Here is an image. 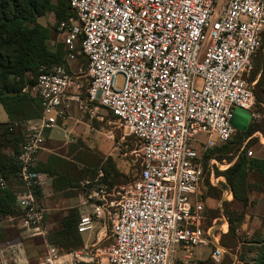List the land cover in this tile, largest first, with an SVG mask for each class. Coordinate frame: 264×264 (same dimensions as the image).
Listing matches in <instances>:
<instances>
[{
    "label": "built area",
    "instance_id": "2783aa9c",
    "mask_svg": "<svg viewBox=\"0 0 264 264\" xmlns=\"http://www.w3.org/2000/svg\"><path fill=\"white\" fill-rule=\"evenodd\" d=\"M69 5L75 16L57 24V33L67 63L82 57L87 68L69 73L56 66L30 88L43 115L26 124L16 156L21 214L6 219L21 221L26 235L46 240L47 211L36 193L51 179L37 169L39 154L45 132L58 127L76 102L92 118L104 120L100 109L116 117L139 144L142 170L135 181L113 190L103 173L80 182L88 195L78 232L90 237L99 223L107 232L111 220L110 245L102 246L110 238L101 236L103 230L96 242L67 254L48 244L39 264H180V250L190 259L197 248H211L212 259L220 262L228 250L221 238L229 222L222 215L205 229L206 199L209 187L226 185L215 168L223 171L232 162L212 158L205 168L203 155L236 134V108L253 112L257 80L250 78L264 45V0H69ZM80 77L87 79L85 99ZM253 137L264 142V134ZM5 188L0 171V189ZM116 196L119 201L111 200ZM222 198L233 200L232 190L226 187Z\"/></svg>",
    "mask_w": 264,
    "mask_h": 264
},
{
    "label": "trees",
    "instance_id": "16d2710c",
    "mask_svg": "<svg viewBox=\"0 0 264 264\" xmlns=\"http://www.w3.org/2000/svg\"><path fill=\"white\" fill-rule=\"evenodd\" d=\"M50 12L55 13L57 24L75 16L69 0H0V106L8 117L7 122H0V171L7 181V188L0 189V223L6 218L21 214L17 206L20 181L17 177L19 164L16 156L25 140V134H21L20 128L43 115L41 100L30 93V88L37 83L43 72L51 71L56 66H65L69 73H72L66 60L68 51L63 39L55 50H52L49 42L53 38V32L39 23V19ZM58 36L60 37V34ZM84 60L87 68V61ZM258 76L256 87L261 90L255 92L256 103L253 112L262 114L264 112V74L260 73V68L255 61L250 82ZM86 89L87 87L85 92ZM110 114L116 120V117ZM64 119L59 118L58 122ZM257 133L264 134V121L252 119L246 132L238 130L228 143L220 148L209 150L204 155L205 168L208 167L207 164L212 158L221 162L223 160L232 162V165L223 171L218 167L215 168L216 176H223L226 185H222L221 188L209 187L208 192L211 195L215 192L214 196L222 197L224 189L228 187L232 190L233 200L227 201L221 198L220 207L208 208L204 224V228L208 229L212 226L214 219L222 215L228 218L229 230L221 238L222 246L228 250H235L238 246L235 226L245 223L251 193L264 192V159L248 156V152L251 151L249 148L256 141L253 136ZM7 148H12V155L3 154ZM68 156L73 160L50 155L48 162L43 166L38 164V170L54 177L56 189H74L79 186L81 180H93L99 173H103L102 181L111 188L136 180L120 171L112 158L105 159L101 168L90 172V168L81 166L84 157L70 154ZM38 192L40 189L37 190V195ZM208 198L211 199L209 194ZM236 203L241 204V209L234 207ZM80 213V210L72 209L62 219L59 229L48 235V244L58 247L62 254L80 250L84 246L83 237L78 232ZM262 227L264 232V221ZM257 247L254 264H264V233L257 240Z\"/></svg>",
    "mask_w": 264,
    "mask_h": 264
},
{
    "label": "rangeland",
    "instance_id": "374dc122",
    "mask_svg": "<svg viewBox=\"0 0 264 264\" xmlns=\"http://www.w3.org/2000/svg\"><path fill=\"white\" fill-rule=\"evenodd\" d=\"M39 23L45 27H48L53 32V38L49 42V46L52 50H55L56 46L60 44L62 41L61 36H58L57 33V19L54 12L48 13L44 18L39 19ZM260 63V61H259ZM257 62L259 68H261L260 64ZM85 60L81 57H78L75 62H71L69 64V68L72 71H79L82 68L85 73ZM255 80H259L256 77ZM123 79L118 78L117 83L118 86H121ZM81 83L82 87L80 90V96L82 99L86 98L85 87L87 85V79L85 77H80L78 81ZM261 89H258L255 85L254 93L259 92ZM72 107L69 111L68 117L65 120L60 122L61 127L59 130L54 132L55 140L59 141L58 149L61 148V152L64 153L65 150L74 154L73 156L84 157L83 164L81 166H85L90 168L93 172L97 170L96 168H101L102 163L107 158H112L115 160L117 167L120 171L126 173L131 177V179L139 178V175L142 170V163L139 157L137 156V151L139 148V144L134 137H128L125 135L124 129L120 127V125L116 122L115 118L110 114L100 109L98 111V116H104V120L100 121L97 117H90L82 108L79 107L78 103H71ZM254 109V108H253ZM259 111L260 108H257ZM253 120L262 122L264 121V112L262 114H256V117H253ZM0 121L5 123L8 121V117L4 109L0 106ZM21 134H25L27 130V126L23 125L20 128ZM110 133L113 134L114 138H111ZM256 140L249 150H251L252 156L260 157L264 159V142H260V139L254 137ZM207 153V152H206ZM204 153V155L206 154ZM4 155H12V148H7L3 152ZM69 155V154H68ZM203 155V162H204ZM208 166V164H207ZM97 178V177H96ZM87 180V179H86ZM83 181V180H81ZM117 187V186H116ZM110 190L115 189L109 186ZM75 191H70L72 194L71 197H75V195L83 194L84 201L86 200V196L88 195V191L81 187V183L78 187H75ZM70 190V189H69ZM117 190H114L116 192ZM208 194L211 196L210 200H207V209L208 208H217L222 205L221 203V195L214 196L215 192L211 195L210 192ZM207 194V195H208ZM111 200L119 201V197L116 196L111 198ZM236 209H241V204L236 203L234 207ZM73 209H78L77 207H73ZM247 217L245 223L243 225H236V241L238 246L235 250H227V253L224 254L223 259L220 262H215L212 257L211 249L204 250V253L200 254V250H193L192 260L190 264H199L203 262V264H254V260L257 254V240L264 233L263 232V221H264V192L255 191L250 195V202L246 209ZM215 220V219H214ZM213 220V221H214ZM212 221V224H213ZM211 224V225H212ZM47 225V224H46ZM112 222L108 220L106 230L104 229V224L99 223L95 225V230L92 236H83L84 245L85 244H93L96 242L97 235L101 232V236L107 233L109 240L102 243V246L110 245L113 242V237L111 233ZM59 226L53 225L50 230L48 229V235L54 232V230L58 229ZM46 235V240L48 238ZM27 241V240H24ZM38 244L42 246L43 251L36 255H40V258L44 255V251L46 249L44 239L36 240ZM206 252V253H205ZM37 258H35L31 264H37Z\"/></svg>",
    "mask_w": 264,
    "mask_h": 264
},
{
    "label": "crops",
    "instance_id": "0c3cea01",
    "mask_svg": "<svg viewBox=\"0 0 264 264\" xmlns=\"http://www.w3.org/2000/svg\"><path fill=\"white\" fill-rule=\"evenodd\" d=\"M263 44H264V34H263ZM255 61L258 63L260 61L259 63L261 66L260 73L264 74V45L263 48L254 57V65H255ZM71 103H75V102H71ZM60 127H61L60 122H58V127L45 132V145L43 150L39 154V163L42 164V166L43 164L48 162L50 155H55V156L57 155L60 156L61 158H66L69 160L71 159L68 156V154H70L71 151L67 153V151L65 150V152L62 153L60 151L61 148L60 149L57 148L60 142L55 140V138L53 137L54 132L56 130H59ZM47 174L50 176L51 180L45 188L41 189L40 192H38L37 197L40 204L44 206L47 211L46 226L47 229L50 230L51 227L53 228V225L60 227V223L62 219L69 214V212L73 209V207H77L80 210H83L84 209L83 204L85 198L83 194H78L75 195V197H71L72 194L70 193V191H75L76 189H70V190L56 189L54 186V181H55L54 177L51 176L49 173ZM206 200H210V198ZM20 224L21 221H16V220L13 221L11 219H6L1 222L0 264H31V262L35 258H37L36 263L39 264L46 255L47 253L46 250L44 251V255L41 258L40 255H36L37 252L40 253L43 251L42 246L38 244L36 240L39 239L43 240L44 238L41 236L31 237L29 235H26ZM58 229L54 231H57ZM44 241L45 244L48 245L47 240L44 239ZM45 247L47 249V246ZM197 249L200 250V254H202L204 253V250L211 248H197ZM185 256H186V252L181 250L178 252L177 258L180 264L184 262H188V264H190L193 253L190 259H186Z\"/></svg>",
    "mask_w": 264,
    "mask_h": 264
},
{
    "label": "water",
    "instance_id": "95a60500",
    "mask_svg": "<svg viewBox=\"0 0 264 264\" xmlns=\"http://www.w3.org/2000/svg\"><path fill=\"white\" fill-rule=\"evenodd\" d=\"M252 119V111L236 108L232 119V124L237 130L246 132L251 124Z\"/></svg>",
    "mask_w": 264,
    "mask_h": 264
}]
</instances>
